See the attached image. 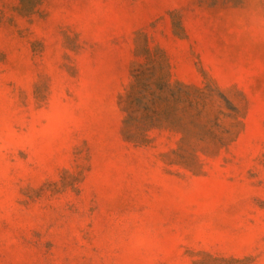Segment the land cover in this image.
<instances>
[{
  "label": "rangeland",
  "instance_id": "374dc122",
  "mask_svg": "<svg viewBox=\"0 0 264 264\" xmlns=\"http://www.w3.org/2000/svg\"><path fill=\"white\" fill-rule=\"evenodd\" d=\"M0 264H264V0H0Z\"/></svg>",
  "mask_w": 264,
  "mask_h": 264
}]
</instances>
